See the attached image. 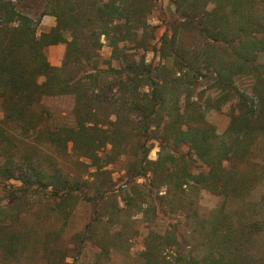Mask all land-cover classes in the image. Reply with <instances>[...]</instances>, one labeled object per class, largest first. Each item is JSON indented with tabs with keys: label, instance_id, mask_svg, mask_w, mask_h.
Segmentation results:
<instances>
[{
	"label": "trees",
	"instance_id": "trees-1",
	"mask_svg": "<svg viewBox=\"0 0 264 264\" xmlns=\"http://www.w3.org/2000/svg\"><path fill=\"white\" fill-rule=\"evenodd\" d=\"M159 2L0 0V148L13 149L14 142L28 139L40 142L34 145L35 151L47 152L45 160L32 154L18 159L6 149L9 153L0 167V178L22 184L15 188L16 199L44 194L52 210L61 212L86 202L88 192L82 184L88 190L92 187L66 173L52 153L69 155L71 151L79 164L95 168L97 173L92 174L102 182H96L94 192L90 190L94 193L89 198L94 219L75 237L77 254L95 242L94 224L105 221L106 201L113 202L118 214L135 201L138 213L144 214L141 204L147 195L137 190L140 179L150 183L149 198L163 189L169 196L193 186L231 200L249 188L238 168L225 164L242 154V145L248 149L252 140L254 145L258 135H264V63L259 61L264 55V38H258L261 25L253 17L252 0H169L171 14L165 13L162 19L166 32L155 42L158 27L152 26L149 18L159 10ZM31 3L43 4V10L33 12ZM47 15L55 17L56 25L40 34ZM195 35L205 40L204 47L190 48L193 46L187 40ZM61 44L66 46L65 54L61 66L56 67L47 52ZM105 45L111 49L107 61L101 53ZM148 51L160 53L170 64L147 62L144 54ZM245 77L252 78L253 85L251 91L240 93L237 82ZM203 79L218 92L215 99L207 97L205 105L199 101L205 93L197 96L194 91ZM169 94L172 102H168ZM183 94L182 111L179 103ZM59 96L74 98L73 120L53 126L50 110L42 105L45 99ZM235 96L227 143L206 113L220 111ZM151 141H158L156 160L149 158ZM246 149L243 156H247ZM122 159L126 161L130 192L138 191L133 199L127 194L125 208L113 196V177L106 169ZM153 212L154 222L166 216L156 204ZM107 219L106 236L115 224ZM213 231L217 240L222 232L217 225ZM169 234L148 233L141 253L144 264L177 263L166 253L177 244L176 236L172 239ZM227 237L225 245L239 254L230 240L233 232ZM21 242L24 244L23 239ZM97 243L100 255L111 251L109 240ZM68 248L46 247L48 264H72L67 261L71 257ZM215 251L211 258L217 262L222 257Z\"/></svg>",
	"mask_w": 264,
	"mask_h": 264
},
{
	"label": "rangeland",
	"instance_id": "rangeland-1",
	"mask_svg": "<svg viewBox=\"0 0 264 264\" xmlns=\"http://www.w3.org/2000/svg\"><path fill=\"white\" fill-rule=\"evenodd\" d=\"M159 4V10L155 11L149 18V23L158 27L155 42L166 32V26L162 21L164 14H171L169 12V0H160ZM29 6L33 12L40 13L43 10V4L40 3H31ZM251 8L256 23L261 25L258 38L263 40L264 0H252ZM55 25V17L47 15L43 18L39 33L47 32ZM187 42L193 46L188 47L198 49L204 47L206 43L204 39L196 35L189 38ZM160 47L161 45L158 43L157 48ZM65 49L66 46L63 44L48 49L47 54L51 64L61 65ZM101 53L103 61H107L111 56V49L105 45ZM144 55L147 62L154 66L169 63L168 60H162V56L158 52L148 51ZM223 57L228 59L227 54ZM259 61L264 63V55L260 56ZM103 65L104 68H107L106 63ZM112 65L115 68L118 66L116 61ZM209 84L211 83L208 79H203L194 86L197 96L205 93L204 99L199 100L201 105L206 104L207 97L215 99L218 96V92L210 89ZM252 85V78L249 77L237 82L240 93L251 91ZM181 96L179 107L183 111L185 94ZM197 100V98H193L194 102ZM168 102H172L170 94ZM236 102L237 97L235 96L230 103L222 106L220 111L212 110L206 113L209 123L216 127L217 133L226 142L227 129L234 110L232 106ZM74 103V98L71 96H59L45 99L42 106L50 110L52 114L51 123L54 126L72 123ZM258 137L254 145L253 140L250 142L252 145L248 149H246L247 145H242L240 150L242 154L236 157L234 161L225 164L230 169L238 168L239 176L244 178L249 187L243 191V196L231 200H226L208 190L193 186L187 187L183 193L171 192L169 196H165L166 192L163 189L160 194L153 193V195L151 194L152 197L149 198L150 183L146 179H140L137 181V185L140 187L137 190L141 193L145 192L144 195L147 197L141 204L144 214H139L138 206L134 204L135 201L130 206L124 205V198L127 197V194L132 196L131 199L138 194V191L137 194L130 192L132 187L125 178L126 161L122 159L117 164L108 166L106 169L111 172L113 177L114 186L110 185L115 190L113 196H116L121 208L126 207V210L118 214L112 207L113 202L106 201L108 212L105 215V221L101 224H94L95 231H97L95 242H91V247L89 246L81 254H77L75 237L85 231L88 223L94 219L92 218L93 208L91 207L93 203L89 202V198L94 196L93 192L96 185L102 180L101 178L95 180L92 173H97V170L79 164L77 156L71 151L69 155L54 151L52 154L58 158V163L66 173L69 172L78 177L82 183L87 182V185H91L90 190L93 192L84 186L86 184H82L83 190L88 192L86 202H79L75 207L71 205L58 212L52 210V203L47 201L44 194L27 196L20 200L16 199L15 188L22 184L17 180L6 181L0 178V264H48L46 247L52 248L56 245L59 248L66 249L69 247L68 249H71V257L67 258V261L72 264H144L141 253L145 249V240L151 230L170 233L169 237L172 239L175 238L173 236H176L177 244L172 251L170 250L171 252H166L171 255L173 261L177 262L176 264H241V261L244 260L247 261V264H264V135L260 134ZM36 144L40 145V142L36 143L25 139L24 142L18 140L14 142L16 148H0V167L10 151L15 153V157L18 159L32 154L37 160H45L47 152L42 150V153L39 148L36 149L38 151L36 152L33 149ZM150 145L152 151L149 158L156 160L159 152L158 141H151ZM245 149L247 156H243ZM89 163L90 161L87 160L86 164ZM50 164V162L44 163V166L48 167ZM100 173L102 172L99 171ZM155 204L161 212L164 211L163 214L166 213L164 217L157 216V222H154L156 220L153 212ZM221 209L223 212L220 213ZM107 218L113 219L115 224H113L110 234L106 236V229L110 225ZM216 225L222 232L217 240L212 234ZM229 232H233V237L230 240L235 243V249L240 251L239 254L234 253L235 251L231 252V248L225 245V243L227 244L225 239H229L227 237ZM103 238L111 243V251L106 255H100L101 250L97 243ZM22 239L24 244L21 242ZM220 239L221 241H219ZM10 240L16 242L12 243ZM11 244H13L12 247H10ZM215 250L219 251V257H222L217 262L211 258ZM240 257L242 260H239Z\"/></svg>",
	"mask_w": 264,
	"mask_h": 264
},
{
	"label": "crops",
	"instance_id": "crops-1",
	"mask_svg": "<svg viewBox=\"0 0 264 264\" xmlns=\"http://www.w3.org/2000/svg\"><path fill=\"white\" fill-rule=\"evenodd\" d=\"M53 47V46H52ZM62 64V63H61ZM53 65V64H52ZM53 66H56V67H59V66H61V65H59V64H57V65H53Z\"/></svg>",
	"mask_w": 264,
	"mask_h": 264
}]
</instances>
